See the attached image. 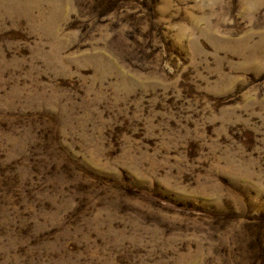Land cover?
Instances as JSON below:
<instances>
[{
    "label": "rangeland",
    "instance_id": "1",
    "mask_svg": "<svg viewBox=\"0 0 264 264\" xmlns=\"http://www.w3.org/2000/svg\"><path fill=\"white\" fill-rule=\"evenodd\" d=\"M0 264H264V0H0Z\"/></svg>",
    "mask_w": 264,
    "mask_h": 264
}]
</instances>
